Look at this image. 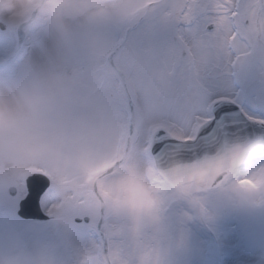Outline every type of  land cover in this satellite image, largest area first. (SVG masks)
Returning <instances> with one entry per match:
<instances>
[{
  "label": "snow or ice",
  "instance_id": "obj_1",
  "mask_svg": "<svg viewBox=\"0 0 264 264\" xmlns=\"http://www.w3.org/2000/svg\"><path fill=\"white\" fill-rule=\"evenodd\" d=\"M110 15L0 32V89L29 107L0 130V264H162L169 209L135 215L125 190H199L264 156V0Z\"/></svg>",
  "mask_w": 264,
  "mask_h": 264
},
{
  "label": "clouds",
  "instance_id": "obj_2",
  "mask_svg": "<svg viewBox=\"0 0 264 264\" xmlns=\"http://www.w3.org/2000/svg\"><path fill=\"white\" fill-rule=\"evenodd\" d=\"M116 0H0V32H22L40 27H55L58 32H70L75 25H100L114 17L110 15ZM29 111L19 93L0 89V130L12 126ZM247 179L250 183L242 184ZM211 192L229 209L264 208V171L247 175L223 176L210 187L201 186L186 191L176 185L163 190L150 185L142 188L130 186L122 198L131 205V212L145 218H158L161 210L175 202H183L187 209L205 210Z\"/></svg>",
  "mask_w": 264,
  "mask_h": 264
},
{
  "label": "rangeland",
  "instance_id": "obj_3",
  "mask_svg": "<svg viewBox=\"0 0 264 264\" xmlns=\"http://www.w3.org/2000/svg\"><path fill=\"white\" fill-rule=\"evenodd\" d=\"M261 168L264 156L257 155L239 168L238 175ZM205 207L207 215L179 201L169 208L170 243L162 264H264V208L229 211L211 192Z\"/></svg>",
  "mask_w": 264,
  "mask_h": 264
},
{
  "label": "bare ground",
  "instance_id": "obj_4",
  "mask_svg": "<svg viewBox=\"0 0 264 264\" xmlns=\"http://www.w3.org/2000/svg\"><path fill=\"white\" fill-rule=\"evenodd\" d=\"M229 211H234L233 209H230ZM199 262V259H198V261H197V263Z\"/></svg>",
  "mask_w": 264,
  "mask_h": 264
},
{
  "label": "water",
  "instance_id": "obj_5",
  "mask_svg": "<svg viewBox=\"0 0 264 264\" xmlns=\"http://www.w3.org/2000/svg\"><path fill=\"white\" fill-rule=\"evenodd\" d=\"M251 157H252V156H251ZM251 157L247 158L245 161L249 160ZM245 161H244V162H245Z\"/></svg>",
  "mask_w": 264,
  "mask_h": 264
}]
</instances>
